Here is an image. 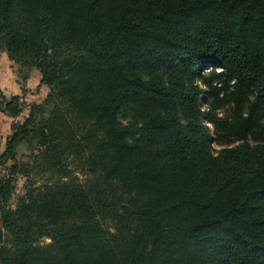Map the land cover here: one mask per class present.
I'll list each match as a JSON object with an SVG mask.
<instances>
[{
	"label": "trees",
	"instance_id": "obj_1",
	"mask_svg": "<svg viewBox=\"0 0 264 264\" xmlns=\"http://www.w3.org/2000/svg\"><path fill=\"white\" fill-rule=\"evenodd\" d=\"M2 53L49 92L0 154V264H264V0H0Z\"/></svg>",
	"mask_w": 264,
	"mask_h": 264
},
{
	"label": "rangeland",
	"instance_id": "obj_2",
	"mask_svg": "<svg viewBox=\"0 0 264 264\" xmlns=\"http://www.w3.org/2000/svg\"><path fill=\"white\" fill-rule=\"evenodd\" d=\"M40 73L36 69H21L18 65L8 59L4 54L2 59L0 58V101L5 98L9 101L12 96H24L26 106L23 111L17 117H11L7 112L0 110V154L2 153L7 137L12 134V129L16 122H23L29 114L30 104L39 103L43 101L49 92V88L46 85H39ZM230 112V106H225L217 111L218 116L224 117ZM122 123L127 122V118H121ZM264 123V120H263ZM211 133L213 127L209 124ZM229 145H234L236 142H230ZM226 143H221L218 140H214L212 143L213 149L217 151ZM37 142L35 139L30 140L28 143H22L17 147V160H22L31 164L34 160L33 156L37 154ZM13 164L11 160H8L4 164L0 162V176L6 174V169ZM33 173V172H32ZM31 173V174H32ZM38 176V175H37ZM36 176V177H37ZM79 178H83L82 174H78ZM37 179L36 182H40ZM27 181L25 174H18L16 178V185L11 194L9 205L14 207L16 198L22 194L24 190V183ZM49 240L42 238L39 240L40 245L48 244ZM1 247V245H0Z\"/></svg>",
	"mask_w": 264,
	"mask_h": 264
},
{
	"label": "crops",
	"instance_id": "obj_3",
	"mask_svg": "<svg viewBox=\"0 0 264 264\" xmlns=\"http://www.w3.org/2000/svg\"><path fill=\"white\" fill-rule=\"evenodd\" d=\"M4 54H6V53H2V54H1V57H0L1 59H2V57L4 56ZM15 95H17V94H15Z\"/></svg>",
	"mask_w": 264,
	"mask_h": 264
}]
</instances>
